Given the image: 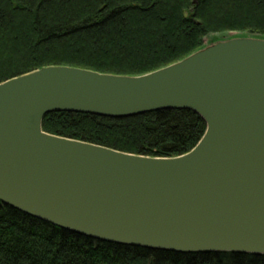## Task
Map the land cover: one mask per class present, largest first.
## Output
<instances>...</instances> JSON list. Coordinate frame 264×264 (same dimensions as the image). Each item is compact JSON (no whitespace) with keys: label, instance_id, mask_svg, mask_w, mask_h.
Instances as JSON below:
<instances>
[{"label":"water","instance_id":"water-1","mask_svg":"<svg viewBox=\"0 0 264 264\" xmlns=\"http://www.w3.org/2000/svg\"><path fill=\"white\" fill-rule=\"evenodd\" d=\"M189 109L206 131L157 157L43 130L51 112ZM0 200L115 244L264 255V38L237 35L142 75L50 65L0 83Z\"/></svg>","mask_w":264,"mask_h":264},{"label":"trees","instance_id":"trees-1","mask_svg":"<svg viewBox=\"0 0 264 264\" xmlns=\"http://www.w3.org/2000/svg\"><path fill=\"white\" fill-rule=\"evenodd\" d=\"M228 33L264 38V0H0V83L50 65L142 75ZM43 130L128 153L175 157L198 144L206 123L189 109L123 118L60 111L45 116ZM0 264H264V255L110 243L0 200Z\"/></svg>","mask_w":264,"mask_h":264},{"label":"rangeland","instance_id":"rangeland-1","mask_svg":"<svg viewBox=\"0 0 264 264\" xmlns=\"http://www.w3.org/2000/svg\"><path fill=\"white\" fill-rule=\"evenodd\" d=\"M237 35H239L238 33H228V34H225V35H214V36H217V37H219V38H226V37H232V36H237ZM214 36H211V37H214ZM206 43H208V41H209V38H207L206 40Z\"/></svg>","mask_w":264,"mask_h":264}]
</instances>
